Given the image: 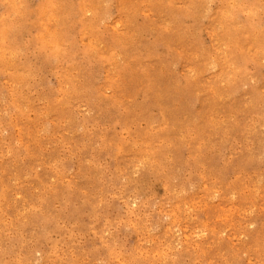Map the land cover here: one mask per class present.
Segmentation results:
<instances>
[{"label": "rangeland", "instance_id": "1", "mask_svg": "<svg viewBox=\"0 0 264 264\" xmlns=\"http://www.w3.org/2000/svg\"><path fill=\"white\" fill-rule=\"evenodd\" d=\"M0 264H264V0H0Z\"/></svg>", "mask_w": 264, "mask_h": 264}, {"label": "bare ground", "instance_id": "2", "mask_svg": "<svg viewBox=\"0 0 264 264\" xmlns=\"http://www.w3.org/2000/svg\"><path fill=\"white\" fill-rule=\"evenodd\" d=\"M231 74V73H230Z\"/></svg>", "mask_w": 264, "mask_h": 264}]
</instances>
